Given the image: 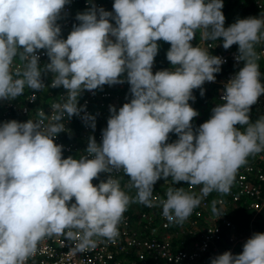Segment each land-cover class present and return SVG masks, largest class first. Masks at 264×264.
Here are the masks:
<instances>
[{
    "label": "clouds",
    "instance_id": "obj_1",
    "mask_svg": "<svg viewBox=\"0 0 264 264\" xmlns=\"http://www.w3.org/2000/svg\"><path fill=\"white\" fill-rule=\"evenodd\" d=\"M76 3L0 0V264H27L38 244L52 236H78V252L114 241L123 219L133 225L124 214L129 205L151 207L154 185L169 177L201 188L203 195H227L218 204L251 197L248 208L259 214L261 190L241 194L237 180L244 174L250 187H263L258 177L264 175V110L257 101L264 95L258 64L264 68V16L225 28L222 0H114L112 11L108 1L83 0L88 9L76 14L78 23L65 39L61 28H71L68 17ZM255 4L264 10V0ZM158 41L170 45L168 62L161 65ZM51 77L50 87H62L66 96L52 105L55 115L47 124L1 122L10 115L7 105L31 92L37 96L46 89L40 95L46 107L55 98ZM125 82L129 89L122 99L110 101L101 142L90 136L87 155L63 158V145L54 139L66 131L65 114L96 127L86 106L78 107L82 92L109 91ZM195 117L205 122L194 127ZM121 171L120 181L115 174ZM102 173L106 179L94 186ZM165 187L160 203L169 224H183L200 203L205 209L196 194ZM215 205L217 216L206 223L218 229L210 251H223L232 237L243 241L235 254L225 251L210 264H264V233L253 226L247 234L227 233L225 246L219 245L223 229L236 231ZM204 230L197 229V243Z\"/></svg>",
    "mask_w": 264,
    "mask_h": 264
},
{
    "label": "built area",
    "instance_id": "obj_2",
    "mask_svg": "<svg viewBox=\"0 0 264 264\" xmlns=\"http://www.w3.org/2000/svg\"><path fill=\"white\" fill-rule=\"evenodd\" d=\"M258 6L260 7L262 4ZM51 79L52 77L49 78L48 85L54 91L55 98H52L46 107L43 105L48 101L37 99L36 94L31 92L24 101L18 100L19 103L7 105L6 109L10 115L3 117L1 122L10 120L26 122L28 119H32L43 120L47 124L55 115L52 105L63 103L62 97L66 96L62 87H50ZM112 98L115 103L118 102L117 97H114L110 91L103 88L102 90H94V92H82L78 98V107L86 106L87 114L95 117V130L93 131L84 122L81 125L82 134L79 136L81 139L80 145L72 142L65 143L63 139L72 133L70 124H73L72 119H68L67 114H65L62 122L65 124L66 131L59 133L54 139V143L63 145V152L68 153L78 149L79 157L87 155L85 150L90 136L95 138L97 144L101 142V132L107 126L109 106H114V104L110 103ZM257 103L264 110V95L258 98ZM95 107H97V111H94ZM12 113L15 114L11 115ZM83 115L84 113H81V116ZM73 117L76 119L80 118L78 116ZM251 172V168H246L244 173L251 175ZM115 175L121 181L124 174L121 171ZM104 179H106V175L102 173L99 180H93L92 183L95 186L100 180ZM258 180L263 182L264 188V175H259ZM246 181L247 176L240 174L237 180L240 193L256 195L259 188L256 186L250 187ZM153 200L152 202L157 201L155 197ZM156 217L153 214H144L143 221L145 223L143 226L138 223H134L131 226L127 218H125L119 225V235L114 241L105 240L99 243L97 247L83 252L73 251L78 242V236L75 240H67L64 236L45 238L38 244L36 253L27 261V264H210V258L223 254L225 251H231L235 254L234 248L243 241L241 236L232 237L227 248L221 252L215 251L212 253L209 244L217 236L218 229L207 228L203 231L199 243H194L188 249H181L178 245L173 244L177 234L167 232L168 224L163 215L157 214ZM156 219L158 224L153 225ZM193 230L197 232L196 227Z\"/></svg>",
    "mask_w": 264,
    "mask_h": 264
},
{
    "label": "trees",
    "instance_id": "obj_3",
    "mask_svg": "<svg viewBox=\"0 0 264 264\" xmlns=\"http://www.w3.org/2000/svg\"><path fill=\"white\" fill-rule=\"evenodd\" d=\"M108 1L109 2V11H112V5L114 3V0H104V2ZM223 2V8H222V13L225 16V24L224 27L227 28L229 25L234 23L237 19H244L247 17H256L259 16L261 17L262 15L264 16V10L260 9L258 5L255 4V0H222ZM74 9V10H73ZM88 8L83 6V0H77L76 6L73 5L70 8V13L68 19L71 21L70 26L71 28H61L62 29V37L66 39L67 35L72 29V26L74 23H78L75 20V16L79 12H83L87 10ZM196 35L198 37V31L196 32ZM195 39V38H194ZM216 42L219 43L220 46H222V41L221 40H215ZM193 42V41H192ZM159 45V50L157 57L161 60L162 63H158V65L165 64L167 61L166 59V52L169 49L170 45L168 43H165L163 41H158L157 42ZM230 48L237 49V45H233ZM48 63V58L46 56V62L42 63L41 66L44 64ZM259 64V69L261 72V78L263 77L264 74V68L262 63L258 62ZM229 66H227L224 71H222L220 74H224L227 71H229ZM45 79V77H44ZM129 89V85L127 82L123 84H117L111 86L109 89L110 92H112L114 97H117V101H120L123 97V92ZM50 90V89H49ZM44 91V92H43ZM47 90L44 89L40 92L37 93V98H41V101H46L45 96H40L44 95V93ZM201 99V98H199ZM94 111H97V107H95ZM73 124H70L71 127V134L66 136L63 140L65 143L72 142L73 144L80 145V138L79 136L82 134L81 133V125H83L84 121L81 118H74L71 117ZM205 122V119L202 118H194L192 121V124L194 127H198L199 124H202ZM244 127V126H242ZM172 134V133H171ZM79 151L77 150H72L71 152H63L62 156L63 158H67L68 156H72L73 158H78L79 157ZM246 163H249L248 161ZM129 183V180H128ZM166 185H170L173 188H184L185 191L189 193H194L197 196L201 198V202L206 203L205 209L201 207L200 205L194 209L192 215L183 223V224H168L167 227V232L168 233H176L177 237L173 240L174 245H178V247H182L181 249H188L190 248L194 243H196L199 238H200V233L196 232L193 230L192 227H189L190 225H201V229H206L207 227V222H210L211 219L215 216L212 212V206L213 202H216V208L219 211V215L222 212H226L227 217L229 220L232 221L233 225L235 226V231H228L223 229L221 233V238L219 239L218 243L220 246H225V242L223 239L227 235V233H242V234H247L249 231L250 226H253V229L257 231L258 233H264V208H262L258 213L259 214H254V209L248 208L249 202L253 200V198L248 197V198H243L239 200L238 202L234 203L230 201V203L223 202V204H218L217 200L222 199L225 200L227 198V195L218 193L216 191H213L207 195H203L201 193V188H196L192 187L189 189L188 183H179L175 184L173 183L171 177H169L166 180H159L157 183L154 185L153 189V198L155 197L157 199L156 202H152V206L148 207L145 206L141 203H132L129 205L127 211L124 213L127 215L130 219V221L134 223H138L140 225H144L143 221V215L144 214H153L160 215L162 214V207L160 201L163 199H166V192L168 187H165ZM234 186V182L231 186V189ZM130 190V196L135 197L136 196V189L129 187ZM230 189V190H231ZM261 190V195H264L263 187H259ZM153 201V200H152ZM230 204V205H229ZM198 212V214H197ZM256 215V216H255ZM255 216V217H254ZM157 218V217H156ZM158 219V218H157ZM157 219L153 222V225H157ZM223 225V224H222ZM189 228L191 229L190 231ZM242 244H240L237 247L236 254H240L242 252Z\"/></svg>",
    "mask_w": 264,
    "mask_h": 264
},
{
    "label": "rangeland",
    "instance_id": "obj_4",
    "mask_svg": "<svg viewBox=\"0 0 264 264\" xmlns=\"http://www.w3.org/2000/svg\"><path fill=\"white\" fill-rule=\"evenodd\" d=\"M65 25H68V21L65 22ZM196 228L201 229V225L200 224L196 225Z\"/></svg>",
    "mask_w": 264,
    "mask_h": 264
}]
</instances>
